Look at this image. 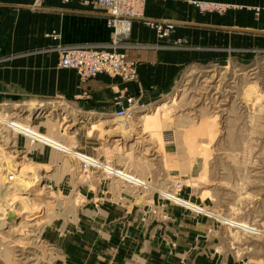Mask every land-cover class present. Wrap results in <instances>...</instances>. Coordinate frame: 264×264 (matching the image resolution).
<instances>
[{
  "label": "rangeland",
  "instance_id": "1",
  "mask_svg": "<svg viewBox=\"0 0 264 264\" xmlns=\"http://www.w3.org/2000/svg\"><path fill=\"white\" fill-rule=\"evenodd\" d=\"M44 1L34 0L32 7L42 8ZM203 2L216 3L225 11H204L197 5ZM189 3L190 9L181 11L188 18L165 20L176 23L169 39H161L149 28L160 43H167L181 56L177 82L160 98L148 103L138 99L139 106L127 112L125 101L129 98L121 96L115 101L120 110L109 115L101 113L88 92H81L77 99L31 104L23 110L10 108L7 103L0 104V109L7 107L18 114L21 111L11 122L51 136L76 153L105 166L123 168L147 182L152 188L150 193L157 195L156 203L162 198L176 207L194 210L166 196L171 194L204 209L205 213L198 214L228 228L226 246L232 262L264 264V0H249V6L207 0ZM146 5V0H129L130 10L124 13L147 19ZM112 21H107L110 42L96 49L116 46L128 56L127 42L133 26L145 22L132 20L130 33L124 36L111 26ZM46 39L55 44L47 53L56 59L61 48H90L61 45L60 34L53 30ZM27 72L35 77L48 76V72L39 75L37 68H28ZM67 72L72 73L61 70L62 75ZM121 102L127 104L124 110L119 106ZM36 111L39 114L35 115ZM35 122L41 130L32 127ZM0 137V225L7 222L9 212L18 217L6 227L0 226V264H55L54 246L45 242L43 235L55 220L63 222L71 215L75 219V207L86 200L70 188L71 173L78 171L77 157L21 133L12 134L3 125ZM17 138L25 143L20 145ZM27 140L29 148L32 141L45 147L44 153L37 154L40 158L25 155L31 150L24 148ZM19 169H29L27 178L16 179ZM36 173L47 178L28 180ZM11 176L16 180L11 181ZM17 184L22 187L16 189ZM4 193L10 194L8 200L1 199ZM140 196L148 199L150 194ZM23 197L32 207L29 212L22 205ZM226 221L245 224L258 233L242 231Z\"/></svg>",
  "mask_w": 264,
  "mask_h": 264
},
{
  "label": "crops",
  "instance_id": "2",
  "mask_svg": "<svg viewBox=\"0 0 264 264\" xmlns=\"http://www.w3.org/2000/svg\"><path fill=\"white\" fill-rule=\"evenodd\" d=\"M189 1L146 0V18L186 19L181 11L190 9ZM207 1L249 6V0ZM33 2L0 0V104L20 110L31 104L77 99L81 92H88L101 113L109 115L120 110L115 101L121 96L148 103L177 82L181 56L140 22H135L127 42L129 61L138 63L137 82L127 84L100 76L85 84L74 71L62 75L64 69L58 66L56 56L47 53L55 44L46 35L58 32L64 46L102 48L111 40L110 16L106 10L77 2L45 0L42 8L32 7ZM28 68H37L39 75L48 72V76H30ZM32 127L42 128L37 122ZM17 142L25 143L20 138ZM26 146L31 150L25 155L32 158L45 152V147L33 141L31 148L28 140ZM71 175L72 193H81L86 200L80 199L75 207V219L71 215L63 222L55 220L45 230L43 239L54 246L55 264L58 259L64 260L63 264H235L226 246L228 228L216 219L162 198L156 203L154 192H142L150 194L148 199L141 197L135 188L103 174H82L79 166Z\"/></svg>",
  "mask_w": 264,
  "mask_h": 264
},
{
  "label": "built area",
  "instance_id": "3",
  "mask_svg": "<svg viewBox=\"0 0 264 264\" xmlns=\"http://www.w3.org/2000/svg\"><path fill=\"white\" fill-rule=\"evenodd\" d=\"M43 1V0H37ZM65 4H70L73 2L80 3L86 7L99 8L107 10L110 12V18L113 23L111 25L116 31H120V35H127L124 31L131 28V23L121 20V16L125 10H130L127 7L129 0H63ZM135 1V0H133ZM198 8L204 11H214L223 13L225 10L222 6L216 3H198ZM131 10L133 8L131 7ZM127 15H133L134 13H126ZM143 17L142 15L135 14V16L130 17ZM127 19V20H129ZM141 21V20H140ZM145 26L152 28L157 32L161 39H169L172 33L175 31V25L170 24V22H157L143 19ZM111 22V21H110ZM126 24L128 27L126 29ZM110 25V23H109ZM118 29V30H117ZM116 46L111 47L106 50H93V48H61L58 54V66L61 69H67L74 71L81 79H94L100 76H105L108 78H120L124 82L134 83L137 80L138 74L136 68L138 67L135 62L129 61L126 54L117 51ZM128 104L127 112L135 110L134 108L139 106V100L136 98H129L126 100ZM119 106L124 110L123 103H119ZM0 125L6 127V125ZM81 155V154H80ZM79 162V171L82 174L92 173L95 171H101L103 175L121 182L124 186L132 187L138 190V193L151 192L152 188L146 184L147 182L131 175L130 172L122 169H115L110 166H105L99 160L93 158H77ZM95 170V171H94ZM123 173L125 175H123ZM11 181L12 176L10 177ZM143 184H142V182Z\"/></svg>",
  "mask_w": 264,
  "mask_h": 264
},
{
  "label": "bare ground",
  "instance_id": "4",
  "mask_svg": "<svg viewBox=\"0 0 264 264\" xmlns=\"http://www.w3.org/2000/svg\"><path fill=\"white\" fill-rule=\"evenodd\" d=\"M133 16H135V14H133V15H127L126 13H123L122 14V16H121V20H123V21H126V22H130L131 23V21L132 20H141V21H143V19L145 18V17H134V18H132V19H129L130 17H133ZM127 19H129V20H127ZM170 24H173L174 25V23H172V22H170ZM127 27H128V24H126V29H127ZM125 33H130L129 32V29H127L126 31H124ZM120 35V34H119ZM93 50H96V48H93ZM64 70H67V69H64ZM136 70H137V74H138V77H137V80H136V82L138 81V79H139V73H138V67L136 68ZM71 71V70H70ZM79 77V76H78ZM80 78V77H79ZM81 79V78H80ZM94 79H96V78H94ZM83 80H86V79H83ZM87 80H91V79H87ZM125 103H126V101H125ZM125 103H123V106H124V104ZM163 106H165V105H163ZM1 111L0 112H2L1 114H0V120H2V122H1V124H4V125H6V128L11 132V133H21V134H23V135H25V136H27V137H29V138H31V139H33V140H35V141H39V142H41L42 144H44V145H47V146H50V147H52V148H55V150H57V151H59V152H63V153H65V154H69V155H73V156H76L77 158H89L88 156H84V155H80L79 153H76V152H74L70 147H67V146H65V145H63V144H61L60 142H58V141H56L53 137H51V136H47V135H42V134H40V133H38V132H36V131H34L33 129H31V128H29L28 126H23V125H21V124H18L17 122H11V120H13L14 118H16L17 116H19V114L18 113H15V112H13V111H9V108H7V107H3L2 109H0ZM158 110H163V108H160V109H158ZM9 112V113H8ZM10 113H12L11 114V116H9L10 115ZM8 117L9 118V121H7V118L6 117ZM5 135V134H4ZM6 137V136H5ZM1 138V137H0ZM2 139V138H1ZM4 140V139H3ZM18 155V154H17ZM5 158V157H4ZM91 159V158H90ZM13 166V165H12ZM17 166V165H16ZM19 166H20V164H19ZM4 170V169H3ZM10 170V169H9ZM12 171H13V169H12ZM11 172V171H10ZM17 173V176H18V178H16V179H19V178H21V177H25V178H27L26 176H27V174H28V172H29V169H19V170H17L16 171ZM13 173V172H12ZM38 173H36V174H34V175H32L31 176V178L30 179H28V180H44V179H46L47 177L46 176H43V175H39L38 174V176H36ZM123 175H125L124 173H123ZM3 178V177H2ZM6 178V177H5ZM8 179V178H7ZM13 180H14V178H12ZM15 179V180H16ZM11 180V179H10ZM14 180V181H15ZM9 181V180H8ZM7 181V182H8ZM26 182V181H25ZM24 182V183H25ZM142 182V181H141ZM6 183V182H5ZM4 183V184H5ZM7 184V183H6ZM11 184V183H10ZM26 184V183H25ZM29 184H30V181H29ZM142 184H143V182H142ZM26 186H27V184H26ZM22 187V186H21ZM20 187V185L19 184H17L16 185V189H19V188H21ZM6 188V187H5ZM5 188H3V190L5 189ZM8 188V190L9 189H11V187H7ZM30 188V187H29ZM1 190V189H0ZM26 191V190H25ZM9 196H10V194L9 193H4L3 195H1V199L3 200V201H5V200H8L9 199ZM166 196L170 199H173L175 202H177V203H179V204H181V205H184V206H186V207H189V208H192V209H194V210H196V211H198V212H204L205 213V210L204 209H201V208H199V207H196V206H194V205H192V204H190V203H188V202H185V201H183V200H180V199H178V198H176V197H174L173 195H171V194H166ZM22 205L24 206V208L26 209V211L27 212H29L30 211V209H32V207L30 206V203H29V201L27 200V197H23V202H22ZM35 207V206H34ZM34 210V209H33ZM32 210V211H33ZM17 213V212H16ZM19 213V212H18ZM20 214V213H19ZM19 216V215H18ZM18 217H17V215H15V214H13L12 212H9L8 213V217H7V222H3L0 226L3 228V227H6V225H7V223H9V222H11L12 223V221L15 219H17ZM3 220H5V218L3 219ZM18 220V219H17ZM31 221V220H30ZM15 222V221H14ZM226 224H231V226L232 227H234V228H237V229H240V230H242V231H245V232H249V233H258L257 232V230L256 229H254V228H251L250 226H247V225H245V224H242V223H231L230 221H226Z\"/></svg>",
  "mask_w": 264,
  "mask_h": 264
},
{
  "label": "water",
  "instance_id": "5",
  "mask_svg": "<svg viewBox=\"0 0 264 264\" xmlns=\"http://www.w3.org/2000/svg\"><path fill=\"white\" fill-rule=\"evenodd\" d=\"M233 31H236V32H244V33H256V32H250V31H240V30H233Z\"/></svg>",
  "mask_w": 264,
  "mask_h": 264
}]
</instances>
